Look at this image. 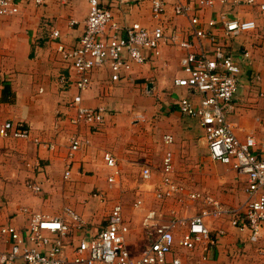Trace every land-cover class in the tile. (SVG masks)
<instances>
[{"label": "crops", "instance_id": "0c3cea01", "mask_svg": "<svg viewBox=\"0 0 264 264\" xmlns=\"http://www.w3.org/2000/svg\"><path fill=\"white\" fill-rule=\"evenodd\" d=\"M151 1L127 0L115 4L113 0H103V6L112 10L120 24L139 23L150 29L156 25L151 16ZM159 1L165 6L160 22L170 31L181 32L182 39L190 40L189 21L172 12L175 0ZM88 11L85 0L69 1L67 5L50 2L44 6L21 1L19 13L4 18L0 24V124L6 121L21 123L30 133L28 140L0 138V226L10 225L25 232L30 216L23 214V209L60 218L64 208H70L84 223L82 231L73 232L66 239L71 245L80 238L95 237L106 226L113 207L119 204L123 224L128 229L124 245L129 254L136 257L151 243L149 234L153 228L143 226L148 212L161 214L162 218L156 216L155 219L160 222L167 221L172 214L179 216L178 209L169 212L161 209L162 202L171 198L160 201L152 197L153 189L165 178L187 188L198 182L201 190L195 193L208 195L225 208H237L243 203L247 182L229 166L206 164V160L213 161L208 156L204 131L197 119L182 115L177 108L180 98L193 97L191 91L174 84L184 76L179 64L184 52L168 45L160 48L159 56H150L143 65L133 67L118 83L109 85L107 67L93 72L82 102L92 109L104 108V120L96 131L89 126L79 129L88 145L75 155L71 177L63 178L68 138L76 129L68 122L65 103L77 94V90L71 81L72 72L59 60L55 47L58 43L67 48L78 45ZM220 12H228L230 18L255 21L254 36L264 30V14L256 7L216 6L196 14L205 22L217 18ZM71 21L76 23L71 25ZM54 31L59 33V38H52ZM216 33L220 36L219 27ZM206 48L209 50L210 46L207 44ZM240 58L241 54L238 60ZM255 64L252 56L241 64V83L233 101L230 122L241 140L248 134L264 140L259 135L262 128L259 118L253 119L252 125H246L254 113L247 110L245 104L248 99L243 91L249 85L243 79L256 73ZM62 76L64 82H60ZM148 84L151 87L148 88ZM4 85L9 87L8 101H2ZM155 96L161 101L158 110L153 106ZM165 136H171L170 144L164 143ZM167 152L172 157V173L165 176L162 162ZM104 153H110L117 161L118 175L113 183L107 181L113 172L105 167ZM144 167L151 171L148 181L141 178ZM136 172L143 184H151L148 190L156 207L149 205L150 200L143 191L135 192L130 205L119 199L123 192L118 197L112 196L116 201L109 200V194L123 186L128 175ZM208 182L213 185L209 186ZM28 185L39 190L35 192ZM137 201L141 204L135 207ZM187 204L191 209L183 211L186 217L197 214L202 207L198 201ZM207 225L214 246L206 251L204 244L194 250L184 249L178 245L180 231L177 228L168 260L179 259L181 264H263L258 251L264 249V239L253 237L248 229L230 227L226 217L208 220ZM219 230L224 234L218 236ZM227 248L235 250L231 260L223 258ZM7 249L8 245L0 242V254ZM15 264L24 263L17 260Z\"/></svg>", "mask_w": 264, "mask_h": 264}, {"label": "built area", "instance_id": "2783aa9c", "mask_svg": "<svg viewBox=\"0 0 264 264\" xmlns=\"http://www.w3.org/2000/svg\"><path fill=\"white\" fill-rule=\"evenodd\" d=\"M21 1L44 6L50 2L67 5L74 0H0V24L4 18L19 13ZM126 1L113 0L115 4ZM85 2L89 11L78 45L67 48L58 43L55 47L59 60L72 72L71 81L77 90V94L65 103L68 122L76 129L68 138L63 178L71 177L75 155L88 145L79 129L82 126L96 128L104 120V108L92 109L82 102V95L91 84L93 72L107 67L109 85L118 83L129 75L133 67L143 65L150 56H159L160 48L168 45L184 52L179 61L184 76L175 80V86L193 93L192 98L179 99L178 111L198 120L204 131L208 156L213 162L229 166L246 178V198L237 208H225L208 195L183 193L182 186L165 178L152 191L156 200L183 194L191 202H201L202 207L193 216L172 214L165 222L155 220L156 216L162 218L161 214L148 212L143 226L153 228L149 234L151 243L136 257H132L124 245V235L128 229L123 224L119 204L113 207L106 226L95 237H83L71 245L67 244L66 239L71 233L82 231L84 225L81 217L72 209L64 208L60 218H49L23 209L22 213L30 216L25 232L10 225L0 226V242L8 245V249L0 254V264H15L17 260H22L24 264H181L179 259L168 260L175 244L174 232L177 228L180 231V247L194 250L199 244H204L206 251L214 246L207 221L221 217L228 218L230 227L248 229L253 237L264 239V140H258L252 134L241 140L230 122L233 101L241 83L242 67L239 61L247 60L249 53L243 52L238 60L227 53L221 43L222 39L252 33L257 25L252 20L230 18L228 12H220L217 18L205 22L196 14L216 6L256 7L264 14V0H196L195 3L175 0L172 12L174 16L189 21L190 40L182 39L181 32L170 31L160 22L165 6L159 0L151 1V16L156 25L150 29L139 23L120 24L112 10L103 6V0ZM70 23L74 25L76 21ZM218 27L220 36L216 33ZM52 38H59V33L54 31ZM64 81L62 76L60 82ZM0 138L28 140L30 133L21 123L6 121L0 124ZM171 142V136L164 137L165 144ZM103 161L105 167L113 172L107 181L113 183L118 175L117 161L110 153L103 154ZM162 171L165 176L172 173L170 152L163 158ZM141 178L143 181L150 180L148 167L142 168ZM28 187L35 192L39 190L32 185ZM140 204L137 201L134 205L137 207ZM223 234L222 230L218 231V236ZM258 253L264 264V249H259Z\"/></svg>", "mask_w": 264, "mask_h": 264}, {"label": "rangeland", "instance_id": "374dc122", "mask_svg": "<svg viewBox=\"0 0 264 264\" xmlns=\"http://www.w3.org/2000/svg\"><path fill=\"white\" fill-rule=\"evenodd\" d=\"M221 43H222L223 47L230 54H232V55L234 54L237 59L240 56V54H242L245 51H248L249 57L252 56L253 62L254 61L256 62V64H255L256 69H254L256 73L248 79H245L246 77L243 79V77H242V79L246 80L245 82L249 85V87L247 86L246 89H244V91H243V94L244 93L246 94L245 99L246 98L248 99L245 104L248 105L247 110L252 111L254 113V115L251 117L250 121L246 123V125H248V124L252 125L253 119L259 118V120H260L259 123H262V128H261V131L259 132V135H262L263 137H261V136L260 137H261V139H264V30L263 31L260 30L256 36H254V33L241 34V35H238V36H235L232 38L223 39V40H221ZM243 62L244 61L240 60L241 64ZM152 101H153V106H156V108L158 110L159 105L161 104L160 99H158L155 96L152 98ZM261 103L263 104L262 107H260ZM97 128L98 127L95 128V131L97 130ZM206 164L208 166L214 165V164H216L217 166L220 165L218 163L210 162L209 160H206ZM31 167L30 168L33 169V166H31ZM123 183H124L123 186H120L119 189H116V191L114 193L109 194L108 198L110 201H112V202L116 201V200H114V198L112 196L118 197L119 194L121 192H123V197L121 196V198H119V199L122 202H124L125 204L130 205L134 200L135 192L143 191L144 196H147L150 200L149 205L151 207H156L155 202L152 199L153 195L151 193V195H152V197H151L150 192L148 190L151 187V184H143L140 181V174H138L136 172V173H132V174L128 175L127 179L125 178V181H123ZM207 184L209 186L213 185V183H211V182H208ZM200 185H201L200 183L196 182L195 185H192L193 187L189 186L190 188L182 186L183 187V193L198 192L201 190ZM220 187L223 190L224 187H222V186H220ZM228 189H231V188L229 187ZM145 190H146V192H145ZM141 197H143V196H141ZM188 202H190V201L183 194H179L177 196L171 197V200L169 199V200L162 202L161 206L163 208H161V209L167 210L168 212L170 211V209H178V210H180L179 216H186L185 214H183V211L186 213L187 209H191V208H189L191 206H188V204H187ZM194 206H196V205H194ZM107 221H108V219H107ZM229 249L230 248H227L226 251L224 252V255H225V256H223L224 259L227 258L228 260H231L235 257V252H234L235 250L228 251ZM233 249H235V247H233Z\"/></svg>", "mask_w": 264, "mask_h": 264}, {"label": "trees", "instance_id": "16d2710c", "mask_svg": "<svg viewBox=\"0 0 264 264\" xmlns=\"http://www.w3.org/2000/svg\"><path fill=\"white\" fill-rule=\"evenodd\" d=\"M8 91H9V87L4 85L2 91V101H8V96H9Z\"/></svg>", "mask_w": 264, "mask_h": 264}, {"label": "water", "instance_id": "95a60500", "mask_svg": "<svg viewBox=\"0 0 264 264\" xmlns=\"http://www.w3.org/2000/svg\"><path fill=\"white\" fill-rule=\"evenodd\" d=\"M151 87L150 84H148V88Z\"/></svg>", "mask_w": 264, "mask_h": 264}]
</instances>
